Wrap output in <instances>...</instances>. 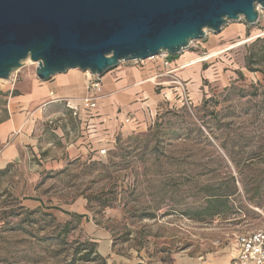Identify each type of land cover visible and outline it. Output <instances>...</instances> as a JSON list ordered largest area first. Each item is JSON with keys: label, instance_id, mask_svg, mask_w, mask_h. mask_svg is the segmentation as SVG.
<instances>
[{"label": "rangeland", "instance_id": "rangeland-1", "mask_svg": "<svg viewBox=\"0 0 264 264\" xmlns=\"http://www.w3.org/2000/svg\"><path fill=\"white\" fill-rule=\"evenodd\" d=\"M256 8L257 23L230 21L179 54L259 34L204 61L202 82L188 81L189 104L181 106L174 85L178 106L161 103L155 123L109 139L68 109L39 124L38 142L0 170V229L14 228L1 232L0 264H104L102 257L107 264L98 251L104 243L136 260L200 258L229 246L237 233L264 228V7ZM36 66L26 61L0 79V121L8 97ZM228 183L238 189L231 211L205 222L184 213ZM29 199L51 207L42 211L54 217L30 213Z\"/></svg>", "mask_w": 264, "mask_h": 264}, {"label": "water", "instance_id": "water-1", "mask_svg": "<svg viewBox=\"0 0 264 264\" xmlns=\"http://www.w3.org/2000/svg\"><path fill=\"white\" fill-rule=\"evenodd\" d=\"M264 0H0V79L36 63L103 76L122 61L173 57L230 21H259Z\"/></svg>", "mask_w": 264, "mask_h": 264}, {"label": "crops", "instance_id": "crops-1", "mask_svg": "<svg viewBox=\"0 0 264 264\" xmlns=\"http://www.w3.org/2000/svg\"><path fill=\"white\" fill-rule=\"evenodd\" d=\"M206 43V53L215 50L214 44L209 41ZM199 55L201 54L188 51L178 55L176 60H171L170 55L168 58L172 68H179L177 76L181 80L201 83L203 62L186 70L181 65L182 61ZM155 59L159 61V68L166 58L164 55L149 58L146 65L140 64L144 60L122 61L105 73L102 80L106 96L99 101L97 108L84 110L82 118L77 119L93 128L99 127L105 134L104 139L112 138L117 131L129 132L138 126L146 127L148 123L151 124L152 115L162 111L159 105L164 103L168 106L161 94L162 87L152 80L165 71V68L158 69L152 62H148ZM85 80L84 71L81 69H69L46 81L40 80L36 71L24 77L17 90L8 97L7 116L0 121V170L20 161L22 151L38 142L35 130L39 124L51 121L64 113L65 109L71 111L65 100L84 96ZM167 80V76L157 79L158 82ZM128 116L130 121H127ZM101 139L103 137L93 140L94 145H99ZM26 204L30 208L42 205L40 201L32 199ZM233 239L229 246L221 247L218 251L200 258L176 253L159 261L136 260L134 257L116 256L112 247L106 243L98 251L102 256L109 257L107 264H234Z\"/></svg>", "mask_w": 264, "mask_h": 264}, {"label": "built area", "instance_id": "built-area-1", "mask_svg": "<svg viewBox=\"0 0 264 264\" xmlns=\"http://www.w3.org/2000/svg\"><path fill=\"white\" fill-rule=\"evenodd\" d=\"M161 55H164L166 58L163 62L165 71L156 75L152 80L158 86L162 87L161 94L163 95L164 102H166L171 108L178 106L172 98L175 89L174 85H177L181 90V92L176 93L177 97H180L179 102H182L181 106L189 104L188 82L181 80L177 76L179 68L171 67L168 58L169 54L162 53ZM131 61L138 62L141 60ZM84 74L86 79L85 95L81 98H70L65 100L66 106L72 111L73 115L79 119L82 118L84 110L97 108L99 101L106 96L102 76L94 74L90 70H85ZM162 76L169 77V80L158 82L157 79ZM160 115V112H155V114L152 115V123H155ZM127 121H130V116L127 117ZM106 152V149L101 151L102 154H105ZM233 240L234 264H264V228L237 233L234 235Z\"/></svg>", "mask_w": 264, "mask_h": 264}, {"label": "trees", "instance_id": "trees-1", "mask_svg": "<svg viewBox=\"0 0 264 264\" xmlns=\"http://www.w3.org/2000/svg\"><path fill=\"white\" fill-rule=\"evenodd\" d=\"M179 56L173 57L170 55L171 60H176L178 59ZM234 182L233 177L230 178ZM231 181V182H232ZM238 189L234 185V183L230 184L228 183L226 186L222 188L220 192H209L207 194V199L206 202L203 206H198V207H191L187 208L184 213L188 215L191 219H194L196 221L200 222H205L209 218L214 217L217 214H222L227 211H231L233 209V204H231V197L237 193ZM50 209L51 207H45L42 205L36 207L35 209L33 208L30 210V213H43L44 215H50L51 217H54L52 213L49 212H43L42 210ZM73 216L77 218H81L83 215L77 214V213H72ZM70 222H66L63 229L67 230L69 229ZM9 230H14V228H1L0 229V235L1 232L3 231H9ZM84 259L87 261L91 260L90 254H87L84 256ZM102 260L104 261V264L106 263V259L102 257Z\"/></svg>", "mask_w": 264, "mask_h": 264}, {"label": "bare ground", "instance_id": "bare-ground-1", "mask_svg": "<svg viewBox=\"0 0 264 264\" xmlns=\"http://www.w3.org/2000/svg\"><path fill=\"white\" fill-rule=\"evenodd\" d=\"M259 10L261 11V9H259ZM257 36H259V34L255 35V36H252V37H248V38L244 39L243 41H239L237 43L230 44V45H228L225 48H222L220 50H216V51L214 50V51H211V52H208V53H203V54H201V55H199L197 57H194V58H191V59H188V60H184V61L181 62V65L185 69L186 68H190V67L195 66V65H199V64H201L204 61L212 60L213 58L217 57L220 53H222L224 51L231 50V49H233L235 47L243 45L246 41H250V40H252L253 38H255ZM26 61L30 62L31 64H36L33 61H31L30 59H27Z\"/></svg>", "mask_w": 264, "mask_h": 264}]
</instances>
